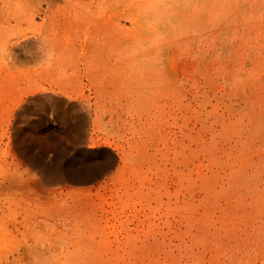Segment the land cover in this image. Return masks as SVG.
I'll list each match as a JSON object with an SVG mask.
<instances>
[{
    "label": "rangeland",
    "instance_id": "374dc122",
    "mask_svg": "<svg viewBox=\"0 0 264 264\" xmlns=\"http://www.w3.org/2000/svg\"><path fill=\"white\" fill-rule=\"evenodd\" d=\"M39 6L0 0V264H264V0ZM38 31L56 83L23 95L46 72L8 49ZM52 121L110 162L21 185L13 131Z\"/></svg>",
    "mask_w": 264,
    "mask_h": 264
},
{
    "label": "bare ground",
    "instance_id": "6f19581e",
    "mask_svg": "<svg viewBox=\"0 0 264 264\" xmlns=\"http://www.w3.org/2000/svg\"><path fill=\"white\" fill-rule=\"evenodd\" d=\"M58 1L59 0H39L40 5L41 3H44V7L42 8L41 6H39V9L41 10L44 16H47L48 12L57 5ZM25 40L26 41L24 44H10V47L8 49L9 55L12 58L19 57L22 58L27 63H32L36 68L35 70H40V72L45 71L46 74L43 77H41V79L39 80L34 79L32 83H30V85L27 87V89L24 90V92L22 93L23 95L28 94L30 92H35L45 89L46 84L49 83L50 81L56 83L54 80V74L57 70V66H55L54 63H50L46 61L48 59V53L46 52L45 44L47 45L49 43L46 36H44L40 31H38V34L28 36L26 37ZM22 94L19 95L15 105L22 102L23 100ZM40 97L42 98V96ZM54 126H55V121H52L49 124V127H47L44 130V133L42 135H38L37 130H29V132H27L24 131L22 128L14 129L12 137H14L15 143L13 144H17V148L21 152V154L24 153L30 154L31 157L29 158L30 160H32V165L34 167V168H27L26 171H24L26 173L25 178L21 177L22 175H17V178L21 177L19 179L22 180L18 182L15 179L14 181H17L21 185H26V186L29 185L31 187H35L39 189L42 188V186L44 185L60 182L66 178L74 179L75 181L90 180L91 178H94L96 174L99 173V171L102 169L105 163L110 162L111 155L110 154H107V156H104L103 154L101 155L102 151L100 150H85V151L79 150L75 154L69 156L68 158L64 157L63 149H60V151L57 150V148H59V144L57 143V141L59 140V138L61 140L62 138L61 134L60 136L59 134H56L57 136H53V137L47 136V134L50 132L48 130L54 128ZM77 132L78 129H74V127H70L66 131L65 135L66 137L73 139L76 136ZM26 135L32 140L30 141V143L23 141V138ZM30 145L37 146L36 150H33L31 148L32 146ZM44 152L46 154L49 152H53L54 154L52 153V157L44 161V159H42L39 155L40 153H44ZM13 161L15 162L16 160H12V162ZM17 163L15 162L12 165V167L16 166ZM20 164L17 165V167L18 166L20 167L21 166ZM22 168L23 166H21L20 169ZM61 169H64L65 171L64 174L60 172ZM9 173L10 172H8V174ZM10 176L11 173L8 177L10 178Z\"/></svg>",
    "mask_w": 264,
    "mask_h": 264
}]
</instances>
